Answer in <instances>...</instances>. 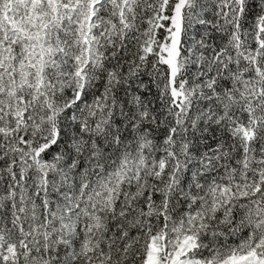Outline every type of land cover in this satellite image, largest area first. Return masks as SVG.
Segmentation results:
<instances>
[{"label":"snow or ice","instance_id":"obj_1","mask_svg":"<svg viewBox=\"0 0 264 264\" xmlns=\"http://www.w3.org/2000/svg\"><path fill=\"white\" fill-rule=\"evenodd\" d=\"M0 264H264V0H0Z\"/></svg>","mask_w":264,"mask_h":264}]
</instances>
